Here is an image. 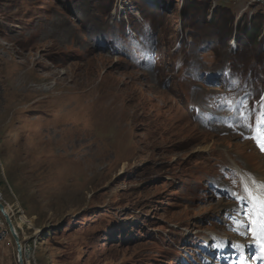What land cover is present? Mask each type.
<instances>
[{"label":"rangeland","instance_id":"374dc122","mask_svg":"<svg viewBox=\"0 0 264 264\" xmlns=\"http://www.w3.org/2000/svg\"><path fill=\"white\" fill-rule=\"evenodd\" d=\"M202 3L209 11L201 16L189 9L196 21L184 16L182 50L181 0H0V202L20 237L24 264L161 262L154 253L168 255L167 246L147 238L148 228L175 236L186 222L208 225L204 218L222 207L196 203L195 190L211 179L204 176L210 160L218 170L245 169L240 184L223 180L236 194L259 187L264 159L248 142L250 119L239 114L245 78L219 85L237 45L233 36L217 44L215 22L228 3L243 27L264 0ZM125 11L142 17L132 27L146 21L153 35L156 25L162 31L161 66L151 79L119 68L124 59L98 48L127 31L116 19L121 13L124 20ZM257 43L263 60L264 32ZM194 46L214 52L203 55ZM175 60L184 67L175 68ZM151 173L163 179L151 183ZM138 212L144 225L131 231ZM0 264H18L1 214Z\"/></svg>","mask_w":264,"mask_h":264},{"label":"trees","instance_id":"16d2710c","mask_svg":"<svg viewBox=\"0 0 264 264\" xmlns=\"http://www.w3.org/2000/svg\"><path fill=\"white\" fill-rule=\"evenodd\" d=\"M181 0V10L180 13L183 17L187 18H198L197 16L189 15V9L191 8L196 14L203 15L202 10H206V5L202 3V0ZM147 4V3H146ZM149 5V4H147ZM231 5L228 3L221 6V14L218 20H216L215 25L218 27L217 44L221 45L223 39H234L237 45V51L234 56L231 57L233 60L229 67L235 71L238 78L243 77L248 81L253 83V89L256 88V83L261 79L260 71H263L264 67V56L261 60V47H257V39L263 35L264 32V4H258V10L255 16L250 18V21L246 23L243 27L239 23L235 22L237 16L232 13ZM223 12V13H222ZM214 50L210 51V53ZM248 53H253L252 57L246 56ZM214 56V55H213ZM50 264V262L48 261Z\"/></svg>","mask_w":264,"mask_h":264},{"label":"snow or ice","instance_id":"6c2138e0","mask_svg":"<svg viewBox=\"0 0 264 264\" xmlns=\"http://www.w3.org/2000/svg\"><path fill=\"white\" fill-rule=\"evenodd\" d=\"M262 117H264V114H262ZM261 123L264 124V118H262ZM261 137H264V131L261 132ZM261 137H253V139H255L258 144H261L262 150H264V140H261ZM245 194L250 199H253L254 202L258 199L253 197L252 193L247 188L245 189ZM257 215L264 217V205L261 206V211ZM252 223L259 225V232L256 238L261 241V247L264 248V220L253 218Z\"/></svg>","mask_w":264,"mask_h":264},{"label":"water","instance_id":"95a60500","mask_svg":"<svg viewBox=\"0 0 264 264\" xmlns=\"http://www.w3.org/2000/svg\"><path fill=\"white\" fill-rule=\"evenodd\" d=\"M0 214L5 219V222L7 224L9 231H10V234H11V236H12V238L16 244L17 254H18V264H24V262H23V248H22V245L20 244V237L17 233L16 227L12 221L11 216L6 211V206L1 202H0Z\"/></svg>","mask_w":264,"mask_h":264},{"label":"bare ground","instance_id":"6f19581e","mask_svg":"<svg viewBox=\"0 0 264 264\" xmlns=\"http://www.w3.org/2000/svg\"><path fill=\"white\" fill-rule=\"evenodd\" d=\"M250 187V186H249ZM251 188H253V187H251ZM6 211H7V213L10 215V213H9V211L6 209Z\"/></svg>","mask_w":264,"mask_h":264}]
</instances>
